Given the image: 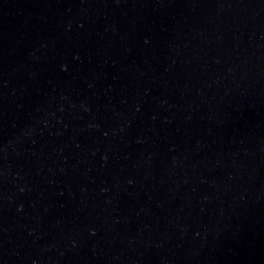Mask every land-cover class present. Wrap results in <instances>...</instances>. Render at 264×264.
I'll return each mask as SVG.
<instances>
[{
    "label": "water",
    "instance_id": "95a60500",
    "mask_svg": "<svg viewBox=\"0 0 264 264\" xmlns=\"http://www.w3.org/2000/svg\"><path fill=\"white\" fill-rule=\"evenodd\" d=\"M0 264H264V0H0Z\"/></svg>",
    "mask_w": 264,
    "mask_h": 264
}]
</instances>
